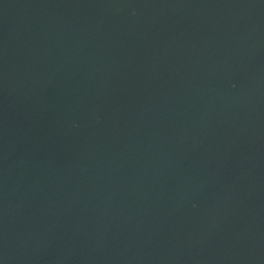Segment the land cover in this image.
Listing matches in <instances>:
<instances>
[{
    "label": "water",
    "instance_id": "water-1",
    "mask_svg": "<svg viewBox=\"0 0 264 264\" xmlns=\"http://www.w3.org/2000/svg\"><path fill=\"white\" fill-rule=\"evenodd\" d=\"M0 264H264V0H0Z\"/></svg>",
    "mask_w": 264,
    "mask_h": 264
}]
</instances>
